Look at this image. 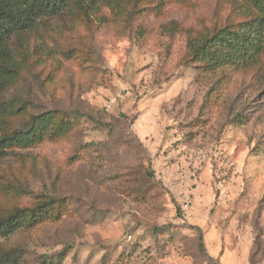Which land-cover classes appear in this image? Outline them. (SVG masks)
I'll use <instances>...</instances> for the list:
<instances>
[{"label":"rangeland","instance_id":"1","mask_svg":"<svg viewBox=\"0 0 264 264\" xmlns=\"http://www.w3.org/2000/svg\"><path fill=\"white\" fill-rule=\"evenodd\" d=\"M250 1L74 2L13 39L0 135L70 122L0 153V219L53 201L0 235L7 264H264V53L214 72L189 53Z\"/></svg>","mask_w":264,"mask_h":264},{"label":"trees","instance_id":"2","mask_svg":"<svg viewBox=\"0 0 264 264\" xmlns=\"http://www.w3.org/2000/svg\"><path fill=\"white\" fill-rule=\"evenodd\" d=\"M99 0H0V89L13 84L24 66V58L18 55L12 41L34 31L44 17L61 15L72 3L83 6ZM261 16L238 25L224 26L211 35L193 37L189 41V53L201 63L205 72L224 67L247 66L264 53V0H251ZM12 105L0 101L1 117L11 113ZM56 113L47 111L34 116L25 130L0 135V153L11 144L29 145L42 140L48 133H63L67 119L57 120ZM4 121V120H3ZM53 201L47 200L35 208H17L0 219V235H8L18 228L33 226L38 218L48 214ZM6 255L0 251V264H7Z\"/></svg>","mask_w":264,"mask_h":264},{"label":"built area","instance_id":"3","mask_svg":"<svg viewBox=\"0 0 264 264\" xmlns=\"http://www.w3.org/2000/svg\"><path fill=\"white\" fill-rule=\"evenodd\" d=\"M131 237V236H130Z\"/></svg>","mask_w":264,"mask_h":264}]
</instances>
